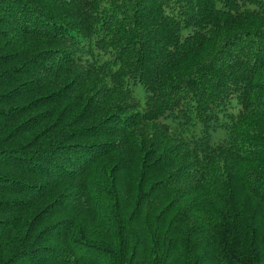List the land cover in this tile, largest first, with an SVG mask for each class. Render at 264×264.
Returning a JSON list of instances; mask_svg holds the SVG:
<instances>
[{"label": "trees", "instance_id": "1", "mask_svg": "<svg viewBox=\"0 0 264 264\" xmlns=\"http://www.w3.org/2000/svg\"><path fill=\"white\" fill-rule=\"evenodd\" d=\"M0 264H264V0H0Z\"/></svg>", "mask_w": 264, "mask_h": 264}, {"label": "rangeland", "instance_id": "2", "mask_svg": "<svg viewBox=\"0 0 264 264\" xmlns=\"http://www.w3.org/2000/svg\"><path fill=\"white\" fill-rule=\"evenodd\" d=\"M135 92H136V95L141 99V100H143V90H142V87L140 86V85H137L136 86V90H135Z\"/></svg>", "mask_w": 264, "mask_h": 264}]
</instances>
